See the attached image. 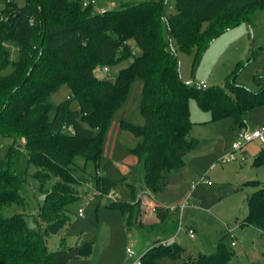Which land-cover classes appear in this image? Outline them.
<instances>
[{
    "label": "trees",
    "instance_id": "trees-1",
    "mask_svg": "<svg viewBox=\"0 0 264 264\" xmlns=\"http://www.w3.org/2000/svg\"><path fill=\"white\" fill-rule=\"evenodd\" d=\"M4 1L0 73L11 64L8 42L19 44V59L9 74L0 76V134L15 140L10 157H0V264H69L91 252L89 243L50 252L47 236L68 222V207L80 198V186L87 183L100 193L112 190L114 183L99 175L102 141L136 78L143 83L144 124L123 123V128L139 141L132 153L152 192L162 190L164 173L183 166L184 156L196 145L191 137V99L213 120L230 117L239 128L247 127L248 110L264 104V77L257 80L256 92L237 84L234 72L227 88L198 87L182 80L177 54L193 53L195 69L211 43L240 21H248L264 7V0H173L172 5L170 0H151L105 13L95 12L93 5L84 7V0H24L23 5ZM131 40L140 55L133 54ZM126 59L132 61L114 83L97 77L98 67ZM62 84L68 85L79 110L69 101L53 107L51 93ZM20 140L42 195L39 230L30 228L23 214H4L13 204H25L13 163ZM254 163H264V148ZM251 183L258 189L248 197L249 211L241 225L264 234V183ZM114 205L131 225L141 201ZM168 214V207L155 208L159 224L167 222ZM175 246L157 240L139 264H159L163 253L176 257ZM233 256L220 243L210 253L200 252L192 264H230Z\"/></svg>",
    "mask_w": 264,
    "mask_h": 264
},
{
    "label": "rangeland",
    "instance_id": "rangeland-1",
    "mask_svg": "<svg viewBox=\"0 0 264 264\" xmlns=\"http://www.w3.org/2000/svg\"><path fill=\"white\" fill-rule=\"evenodd\" d=\"M17 1L20 5L24 4V0ZM144 1L151 0H98V4L111 10L123 4ZM4 4L5 1L0 0V9ZM170 4H174V1L170 0ZM129 44L135 56L141 54L134 40ZM7 48L11 64L0 76L9 74L13 70L12 64L19 59L17 42H8ZM177 54L180 76L184 82L227 88L234 72L232 76L236 77L237 84L258 91L260 85L257 80L264 77V7L248 21H240L220 34L204 52L195 69L193 53L178 50ZM131 61L126 59L109 66L107 71L98 67L96 75L101 80L114 83L120 70L129 66ZM70 95L68 85H60L51 93L53 107L69 101L72 109L79 110L78 101ZM142 99L143 83L136 78L127 100L114 114L104 133L99 175L114 183L112 190L98 193L87 183L80 186V198L68 207V222L59 231L47 236L49 251L89 243L91 252L71 260L69 264H134L155 245V232H168L172 237L159 240L174 239L170 246L176 244L174 250L178 254L176 257L161 254L159 264H192L200 252L210 253L220 243L234 255L230 264H264V235L252 226L241 225L248 215V197L258 189L251 181L264 183V163H254L264 145L254 141L241 150L233 148L241 130L264 127V104L248 110L245 115L247 127L239 128L233 125L230 117L213 120L210 112L201 109L197 101L191 99L189 107L194 123L191 137L197 141L196 145L184 156L183 166L164 173L162 190L152 192L146 184L142 164L132 153L139 141L123 128V123L135 126L144 124ZM14 144L13 138L0 134L2 159L10 157L9 147ZM16 145L21 148L13 156V163L23 183L21 194L25 204H13L4 210V214H23L27 225L39 230L42 195L23 141ZM230 155L236 158L226 161ZM243 157L245 161L240 160ZM145 196L169 208L165 224L146 221L141 204L139 211L135 209L133 223L129 225L127 216L114 205L116 202L134 203ZM186 198L182 207L181 203ZM149 228L151 231H147ZM189 228L195 231L193 238L188 234ZM233 240L237 246H232ZM129 247L133 250L132 257L126 251ZM253 251L256 252V259Z\"/></svg>",
    "mask_w": 264,
    "mask_h": 264
},
{
    "label": "built area",
    "instance_id": "built-area-1",
    "mask_svg": "<svg viewBox=\"0 0 264 264\" xmlns=\"http://www.w3.org/2000/svg\"><path fill=\"white\" fill-rule=\"evenodd\" d=\"M90 5H93L95 7V12L105 13L107 11L106 8L99 6L97 0H84L83 1L84 7H88ZM104 70L107 71L108 70L107 67H104ZM196 85L198 87H203V88L206 87V85L202 84V83H197ZM254 141L260 142L262 145H264V127L260 128V129H255V130H249V129L241 130L238 133V137H237L236 141L233 143V148H234V150H241V149H243V147L247 143L254 142ZM235 158L236 157L234 155H230V157H228L226 159V161H232ZM240 160L245 161V158L244 157L240 158ZM98 193H100V192H98ZM91 196L92 195H89V197H91ZM184 205L182 207H184ZM188 234L191 238H193L195 236V231L193 230V228L188 229ZM173 242H174V239H171V240L162 242V244L170 246ZM232 246H237V242L233 241ZM126 251H127V254L129 255V257L133 256L132 248L129 247V248H127ZM139 260H140V258L134 264H139Z\"/></svg>",
    "mask_w": 264,
    "mask_h": 264
},
{
    "label": "crops",
    "instance_id": "crops-1",
    "mask_svg": "<svg viewBox=\"0 0 264 264\" xmlns=\"http://www.w3.org/2000/svg\"><path fill=\"white\" fill-rule=\"evenodd\" d=\"M186 200H187V198L181 203V206H183L184 204H185V202H186ZM140 201H141V204H142V206H143V212H144V217L146 218V221H149V222H156V221H158L157 220V217H156V215H155V208L158 206V205H162V206H165V205H163L162 203H160V202H157V201H154V200H151L150 198H148V197H144L143 198V200H142V198L140 199ZM166 207V206H165ZM242 223V222H241ZM243 226H245V225H243ZM249 226H251V225H249ZM253 227V226H252ZM255 228V227H254ZM256 229V228H255ZM256 230H258V229H256ZM258 232H259V230H258ZM154 233V232H153ZM162 232H155L154 233V235H155V239H157V240H159V239H161V240H163V238L164 239H166V238H169V237H172V234L171 233H168V232H166V233H162ZM260 233V232H259ZM264 235V234H263ZM175 237V236H174ZM175 239H176V237H175ZM233 241H235V240H233ZM232 241V242H233ZM232 244V243H231ZM253 257H255V259H256V252L255 251H253Z\"/></svg>",
    "mask_w": 264,
    "mask_h": 264
}]
</instances>
